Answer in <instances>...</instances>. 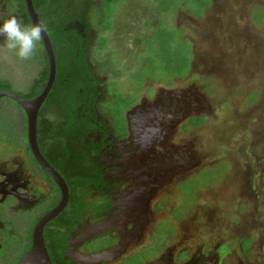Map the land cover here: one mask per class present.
I'll return each instance as SVG.
<instances>
[{
  "label": "rangeland",
  "instance_id": "1",
  "mask_svg": "<svg viewBox=\"0 0 264 264\" xmlns=\"http://www.w3.org/2000/svg\"><path fill=\"white\" fill-rule=\"evenodd\" d=\"M9 15L16 13L2 18ZM89 19L97 48L94 62L112 64L98 74L121 83L117 92L114 83L106 86L110 96L104 109L114 124L126 107L140 104L154 88L156 95L177 90L182 100L197 105L184 128L185 119L166 136V144L192 145L189 159L195 165L162 185L157 200L165 193L172 196L168 189L181 182L180 202L162 200L163 214L177 202L178 214L193 219L186 223L195 238L205 234L227 246V264H264V0H94ZM41 52L39 42L35 56L21 61L0 37V84L15 94L28 91L41 73ZM0 102V155H5L4 143L25 118L11 101ZM171 214L178 215L176 210ZM30 220V214L14 216L8 226L13 237L0 264H15L29 248ZM200 222L203 233L197 232ZM178 229L171 243L181 238ZM249 239L251 247L241 249ZM151 242L129 261L156 253Z\"/></svg>",
  "mask_w": 264,
  "mask_h": 264
},
{
  "label": "flooded vegetation",
  "instance_id": "2",
  "mask_svg": "<svg viewBox=\"0 0 264 264\" xmlns=\"http://www.w3.org/2000/svg\"><path fill=\"white\" fill-rule=\"evenodd\" d=\"M29 1L38 21L47 24L40 14L47 10L50 0ZM13 10L23 24H33L27 0H0V18ZM68 27H76L74 31L83 39L88 35L91 44L88 45V57L85 62L92 70L93 77L88 85L79 90L83 102L78 109L77 121L70 126V139L62 135L57 146L52 148L50 139L40 141L36 121L38 152L42 160L64 181L68 191L64 209L48 222L54 224L55 228L63 229V233L67 232V226H73L65 239L64 259L78 264L74 263L76 260L65 257L68 255V249H72L75 255H85L120 246V253L111 261L100 264H117L122 258L124 261L122 259L121 264H141L142 261L150 264L154 260L161 264H227L225 257L230 251L227 246L221 243L220 239L213 243L205 234L201 239L195 238V234L191 233L192 228L186 223V220L193 219L178 214L180 210L177 209V202L163 214L165 209L162 200L170 198L179 201L178 196L181 194L178 193L177 186L181 182L175 188L168 189L174 191L172 196L165 193L160 196L161 200H157L164 183L195 165L189 159L192 145L188 144L185 149L183 146L166 144L165 140L167 134L183 119L184 128L189 118L186 117L198 112L197 105L188 98L182 100L177 90L156 95L154 88L151 95L144 94V97H141L140 104L126 107L120 115V122L114 124L109 111L104 109L110 96L106 86L108 83H114L117 92L121 83L117 79L106 82L105 77L98 74L106 69L109 71L112 64L109 65L106 59H102V63L94 62L92 56L97 48H93L92 27L88 30L79 22H73ZM45 33L51 43L49 34L47 31ZM40 43L43 48L42 59L48 62L42 39ZM52 52L54 55L53 48ZM37 79H40V74ZM32 86L33 84L30 88ZM158 90L162 91V88ZM3 91L11 92L10 88L0 84V92ZM4 98L14 106L17 104L8 97H0V100ZM22 113L25 121H22L20 128L21 136L18 135L20 131L17 129L3 145V151L7 154L0 155V254L5 251L7 243L13 237L14 232H11L8 226L12 225L15 215L30 214V219H33L29 221L31 226L26 232L31 244L35 224L60 203L62 196L59 186L41 167L31 151L26 116L23 111ZM48 113L52 123L60 127L66 125L62 116H57L51 109ZM7 126H12V123ZM1 129L0 121V132ZM13 139L17 142L14 143ZM84 177L88 184L86 188L77 182V179L83 180ZM40 187L44 188V191ZM39 190L42 191L36 193ZM193 205L189 209L192 210ZM38 206H41V209L37 210ZM35 210L36 214L31 216ZM175 210L178 214H175L176 218L171 214ZM47 224L43 228V234ZM179 225L182 228L181 238L171 243L181 230L178 229ZM202 225L204 223H198L197 232L199 230L203 233L199 229ZM94 226H102L103 231L94 234ZM208 230L210 231V228ZM159 233L161 236H158ZM151 241H155L156 253L143 260L129 261L128 258L134 256L139 248L152 244ZM250 243L251 239L247 240L245 247L240 244V248L246 249ZM136 245L139 247H135L129 254V249ZM0 259H3L2 255ZM19 261H15V264Z\"/></svg>",
  "mask_w": 264,
  "mask_h": 264
},
{
  "label": "trees",
  "instance_id": "3",
  "mask_svg": "<svg viewBox=\"0 0 264 264\" xmlns=\"http://www.w3.org/2000/svg\"><path fill=\"white\" fill-rule=\"evenodd\" d=\"M92 4V0H50L47 10L45 9L46 11L40 14V17L47 22L45 24L46 31L50 36L54 50L56 67L54 82L37 115V134L41 136L40 141L50 139L52 148L57 146L62 135H66L67 139H70V136L72 137L70 126L77 121L79 117L78 109L80 103L83 102V96L79 90L88 85L93 77L92 70L85 62L88 57V45L91 44L88 35L83 39L78 32L74 31L76 27L73 29L68 27L73 22H79L89 30L92 27L89 19ZM36 5H38V2H36ZM42 63L40 79L35 81L30 91L17 94L19 97L32 99L44 89L49 69L48 62L44 58ZM17 108L22 111L19 106ZM49 109L56 112L57 116H62L66 125L60 127L54 122L52 123L53 120L49 119L51 118L48 113ZM196 123H199V119L196 120ZM66 161H69L68 158H66ZM80 180L81 182H79ZM77 182L80 185L82 184L84 188L88 185L85 177L83 180L77 179ZM74 211L75 208L72 213ZM72 228L73 226H67V232L63 233V229L55 228V225L51 222L47 224L43 238L52 264H72L64 259L65 239Z\"/></svg>",
  "mask_w": 264,
  "mask_h": 264
},
{
  "label": "water",
  "instance_id": "4",
  "mask_svg": "<svg viewBox=\"0 0 264 264\" xmlns=\"http://www.w3.org/2000/svg\"><path fill=\"white\" fill-rule=\"evenodd\" d=\"M27 6L32 23L39 24L40 22L38 21L37 16L33 11L31 2L29 0H27ZM42 43L48 59L49 73H48L46 85L44 89L41 91V93L35 98L27 100L20 98L16 94L9 91L0 92V97H8L12 99L24 111L27 121V137L30 143L31 151L34 157L38 160L41 167L51 176L53 181L59 186L62 193L60 203L57 206H55L52 210L47 212L44 216H42L35 224L31 236L30 247L23 254L18 264H52L44 244L43 228L51 219L56 217L64 209L66 202L68 200V191L64 181L55 171H53L48 166L47 163H45L42 160L36 146L37 115L42 102L46 98L54 82L55 66H56L51 43L46 33L42 35ZM102 229H103L102 226H94L92 232H94V234L96 233L100 234L103 231ZM121 250L122 249L120 248V246H117L93 254L75 255L73 254L72 249H68L66 252L68 255H65V257L70 258L72 260H76L74 261V263L78 262V264H100L102 262L111 261L116 254L121 252Z\"/></svg>",
  "mask_w": 264,
  "mask_h": 264
},
{
  "label": "clouds",
  "instance_id": "5",
  "mask_svg": "<svg viewBox=\"0 0 264 264\" xmlns=\"http://www.w3.org/2000/svg\"><path fill=\"white\" fill-rule=\"evenodd\" d=\"M45 32L46 25L43 23L25 25L16 15L0 18V37H3L4 47L21 61L30 60L35 56L37 45Z\"/></svg>",
  "mask_w": 264,
  "mask_h": 264
}]
</instances>
